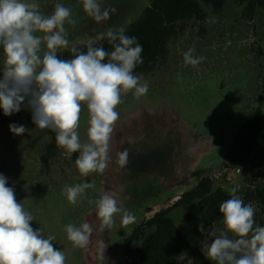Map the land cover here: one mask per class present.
Listing matches in <instances>:
<instances>
[{"label":"rangeland","instance_id":"374dc122","mask_svg":"<svg viewBox=\"0 0 264 264\" xmlns=\"http://www.w3.org/2000/svg\"><path fill=\"white\" fill-rule=\"evenodd\" d=\"M194 1L205 19L184 21L182 29L168 41L165 57L150 72L134 69L149 81V91L140 99L129 95L118 106L120 118L110 143L111 161L103 174L81 176L74 155L69 160L62 150L44 163L42 157L50 141L46 129L33 124L28 109L11 116L0 109V174L8 178L7 186L14 187L17 201L36 217L32 227H41L46 235L56 237L54 247L65 252L66 264H98L95 254L99 241L106 246V264H129L131 257H126L124 250L132 230L171 206L175 195L193 189L208 176L214 188L228 193L239 185L237 194L242 198L248 187L245 181L255 178L250 160L229 167L225 159L241 123L256 108L264 113V12L256 8L248 14L247 2L225 0L222 9L214 13L201 0ZM38 2L44 14H51L56 3L72 8L77 24L66 28L69 40L75 41L94 37L108 28L126 29L150 0H100L102 7L115 9L101 23L84 13L81 0ZM213 16L218 22L209 26L206 18ZM192 47L195 56L206 57L198 69L183 62V53ZM2 60L3 55L1 64ZM11 123L23 124L29 131L14 135L9 130ZM86 128L85 109L81 115L82 141L86 139ZM124 149H129V163L120 169L115 163L116 154ZM236 167L240 169L238 174L231 171ZM93 181L96 187L87 190L75 205L60 194L65 184ZM104 193L114 195L122 208L135 214L137 222L124 226L118 214L115 227L100 232L95 206L88 201ZM255 208L258 215L259 209ZM184 212L185 208L178 207L169 217L178 224ZM86 221L94 228L89 249L74 248L67 240L65 225ZM179 261L192 264L187 253Z\"/></svg>","mask_w":264,"mask_h":264},{"label":"clouds","instance_id":"9594fccd","mask_svg":"<svg viewBox=\"0 0 264 264\" xmlns=\"http://www.w3.org/2000/svg\"><path fill=\"white\" fill-rule=\"evenodd\" d=\"M84 13L101 23L115 11L102 7L100 0H81ZM216 17L206 18L209 26ZM72 8L56 3L51 14L41 11L38 0H0V109L5 116L31 112L33 124L55 133L57 148L69 160L74 153L75 167L83 177L103 174L111 161L110 143L117 111L129 95H147L149 81L134 69L143 63V45L129 36L124 27L108 28L94 37L70 41L66 25L75 26ZM106 41L111 50L100 42ZM68 51L70 58L58 53ZM195 48L183 53L186 66L197 68L206 57L195 56ZM87 110L86 139L80 135L81 115ZM11 133L22 136L29 130L23 124L9 125ZM115 163L120 169L129 163V149L118 152ZM0 174V264H66L64 251L54 247L56 237L33 228L36 217L18 202L14 187ZM95 182L65 184L61 195L75 205L94 189ZM239 185L229 189L230 198L219 205L221 219L205 228L200 249L212 264H264V226L256 223V208L238 195ZM99 220V231L115 227L116 216L128 226L137 222L131 211L122 208L112 194L89 199ZM64 231L74 248L88 250L94 228L90 222L69 223ZM95 259L106 264V246L97 242Z\"/></svg>","mask_w":264,"mask_h":264},{"label":"trees","instance_id":"16d2710c","mask_svg":"<svg viewBox=\"0 0 264 264\" xmlns=\"http://www.w3.org/2000/svg\"><path fill=\"white\" fill-rule=\"evenodd\" d=\"M201 1L210 6L214 13L219 12L225 4V0ZM240 1L247 2L245 11L248 14H252L256 8L264 12V0ZM190 19H205V13L194 0H150L140 16L126 28V33L137 37L138 42L143 45V63L135 71L150 72L165 57L167 43L182 29L180 25ZM100 44L106 50H111L106 41H101ZM1 55L2 51L0 64ZM58 55L61 58L71 57L68 51ZM46 132L50 141L42 157L44 163L61 150L56 146L55 133L49 129ZM73 155L76 159L77 154ZM247 160L251 161L255 178L245 181L248 187L244 189L242 199L259 209L255 220L257 224L264 226V113L261 108H256L238 127L225 163L229 167H235L245 164ZM256 177H260L259 180L256 181ZM229 198L228 192L219 187L214 188L211 177H202L193 189L180 194L171 206L154 213L132 230L124 250L125 256L131 257L129 264H181L179 259L185 253L190 256L192 264H210L201 252L200 240L203 237L197 226L201 221L205 228L214 222L218 223L221 219L219 205ZM178 207L185 208V212L180 223L175 224L169 213Z\"/></svg>","mask_w":264,"mask_h":264},{"label":"crops","instance_id":"0c3cea01","mask_svg":"<svg viewBox=\"0 0 264 264\" xmlns=\"http://www.w3.org/2000/svg\"><path fill=\"white\" fill-rule=\"evenodd\" d=\"M181 194V192L180 193H178L177 195H175L171 200H170V202H175L177 199H178V197H179V195Z\"/></svg>","mask_w":264,"mask_h":264},{"label":"built area","instance_id":"2783aa9c","mask_svg":"<svg viewBox=\"0 0 264 264\" xmlns=\"http://www.w3.org/2000/svg\"><path fill=\"white\" fill-rule=\"evenodd\" d=\"M231 171L238 174L240 172V169H239V167H236V168H233Z\"/></svg>","mask_w":264,"mask_h":264}]
</instances>
